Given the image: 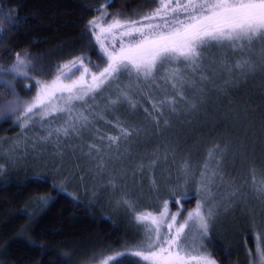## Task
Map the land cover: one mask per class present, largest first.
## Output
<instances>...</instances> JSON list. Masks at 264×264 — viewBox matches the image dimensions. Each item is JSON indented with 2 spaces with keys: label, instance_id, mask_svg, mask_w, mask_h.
<instances>
[{
  "label": "snow or ice",
  "instance_id": "snow-or-ice-1",
  "mask_svg": "<svg viewBox=\"0 0 264 264\" xmlns=\"http://www.w3.org/2000/svg\"><path fill=\"white\" fill-rule=\"evenodd\" d=\"M114 2L105 0V3L95 6L93 10L98 11L99 15L87 19L82 25L81 35L87 40L82 41L81 46L92 48L98 45L99 54L106 61L103 67L93 65L98 71H92L85 63V60L92 63L85 53L72 56L69 52L71 59L58 60L54 73L41 54H33L28 50L10 53L14 59L8 64L0 63V88L10 97L0 101V120H13L14 126L22 130L39 126L45 135L34 139L41 144L54 142L56 147H60L61 136H79L93 122L83 112H88L92 118H102L101 113L95 111L100 106L96 98L114 83L117 85L115 99L101 97L105 102V111L122 104L137 107L139 101L134 97L145 98L144 88L154 85L156 73L160 69H164L166 79L170 78L181 85L173 104L180 100L194 109V101H189L184 95L185 85L203 94L206 83L212 82L213 87H217L213 76L218 73L226 76L219 87L229 89L237 86L241 80H246L250 73L264 70V0H142L134 7L125 5L126 11H110L109 5ZM5 22L9 25L6 31H11L19 23L11 10H0V24ZM257 44L260 45L258 50L255 47ZM214 48L222 53L219 58L212 56L211 50ZM227 52H247L248 55L233 62L226 55ZM76 69H82L80 75L71 78ZM205 71L213 75H207ZM33 72L37 75L33 76ZM197 72H200L199 87L195 79L186 75L190 73L194 77ZM86 76H90V81ZM123 76L127 77V81L121 80ZM19 80L30 82L21 85L25 91L32 92L35 88L32 96H20L17 91ZM89 99L93 102L89 103ZM77 104L83 105V111L77 109ZM152 109H157L155 102L152 103ZM162 109L163 104L160 105L161 112ZM170 110L174 113L177 108L172 107ZM60 117H64L62 122L58 121ZM235 118H242L239 111L235 113ZM155 123L159 126L160 121L155 120ZM164 123L166 125L167 121ZM116 126L124 137L129 135V128L132 127H122L120 121H117ZM108 139L115 141L116 137L109 136ZM20 144V140H15L14 149ZM177 147L173 143L166 148L162 158L167 159L169 153L174 156ZM234 149V141L213 145L207 159H214L216 164L211 170L207 162L201 165L199 176L196 175V166L188 160L181 162L175 179L176 187L182 182L184 190L173 200L177 204L175 212L169 209V201L163 199L164 194L173 197L175 193V187L167 184L170 176L165 178L163 188L160 182L153 181L154 187L150 190L147 206L140 203L145 199L142 192L136 193L126 186V190L117 195V189L121 188L117 181L124 179L121 175L110 177L91 191L85 188L83 195H90L93 199L101 196L102 189L112 188L111 196L115 197L113 202L123 207L136 224L132 242L124 240L119 244L103 245L93 251L92 259L97 260V264H126V261L132 264H220L205 243L211 242V232L220 217L238 206L239 201L246 199L249 193L264 204V167L260 170L261 178L257 180L255 162L249 161L253 174L250 182H238L237 178L231 176L226 178L220 170L224 156ZM155 154L157 159L150 162L153 167L161 159L158 150ZM0 159L5 161L0 164V171H3L5 164L22 167L26 156L13 152ZM52 175L57 177L61 173L57 169ZM35 178L50 182L52 191L57 194L64 192L73 198L78 197L77 193L67 192L72 176H63L59 181H47L46 173H38ZM190 184L194 185L191 190L188 189ZM221 186L223 194L217 200L216 193L211 189ZM193 196L199 197L195 207L186 210L180 205L181 199H191ZM55 199L51 194L30 197L24 207L12 212L5 226L12 224L17 217L27 216L28 219L5 242L3 250L6 251L7 246L16 241L43 247L31 240L29 230L34 231L39 226V220ZM252 226L260 233L256 254L260 258L259 264H264V220H253ZM117 248L122 251H116ZM221 251L227 254L228 250ZM107 252L113 254L106 256ZM72 255V251L61 254L64 259H71ZM0 264L8 262L0 261ZM80 264L86 262L81 261ZM250 264H255V261L250 260Z\"/></svg>",
  "mask_w": 264,
  "mask_h": 264
},
{
  "label": "trees",
  "instance_id": "trees-1",
  "mask_svg": "<svg viewBox=\"0 0 264 264\" xmlns=\"http://www.w3.org/2000/svg\"><path fill=\"white\" fill-rule=\"evenodd\" d=\"M141 2L142 0H115L109 8L126 11L125 5L134 7ZM103 3L105 0H0V10H11L19 21L11 31H6L9 28L6 22L0 24V36L3 37L0 39V63H10L14 59L10 53L28 50L33 54H41L45 62L52 66L53 73L58 60L71 59L69 52L72 56L85 53L92 62L103 64L104 59L99 54L98 45L92 48L81 46L82 41L87 40V37L81 35L83 23L96 16L98 11L93 9ZM32 75L37 74L33 72ZM249 77L229 89L220 88L219 81L215 83V88L213 85L205 87L203 94L198 92L191 100L195 103L194 109L187 108L189 111L185 110L186 114L178 111L181 117L173 115L168 120L169 126L160 127L158 140L171 141L169 146L176 144L178 147L175 154L186 157L198 153L201 145L234 141L235 144L241 143L244 147H250L253 141L264 140V70L258 69ZM21 85L25 83L19 80L17 91L21 97L27 98L34 92L25 91ZM144 92L146 107H152L155 102L157 108H160L161 104L166 103L164 92H160V96L153 92L157 100L151 97L149 88H144ZM7 98L10 97L0 88V101ZM141 111L143 113V110ZM237 111L241 114V119L235 118ZM152 112L150 111L152 115L160 113L158 110ZM165 121L163 118L160 123ZM19 130L21 129L14 126L13 120H0V137L14 135ZM114 132L115 134L102 136L109 137L120 133L118 129ZM161 145L159 143L155 146L159 152L165 150ZM147 146L140 148L150 149ZM86 150H59L57 153H51V158L39 153L44 157L39 156L42 163H28V167L9 173L0 180V261H7L8 264H80L81 261L95 264L97 260L92 259L94 250L108 243L119 244L124 240L132 242L134 233L128 218L113 211L103 199L83 195L85 188L91 191L98 186V182L93 181L92 159L84 153ZM96 165L95 162L94 166ZM56 167L61 176L52 175ZM95 172L98 173L97 167ZM38 173H46L47 181H59L63 176H72L71 184L67 185V192L77 193L78 197L73 198L64 192L57 194L52 191L50 182L44 179L36 180ZM181 193L167 200L173 202ZM44 194H51L56 199L44 212L39 226L34 231L29 230L31 240L36 241L37 245L42 244L43 247L16 241L4 251L5 242L13 237L20 230V225L28 219L27 216L17 217L12 224L5 226L9 215L24 207L30 197ZM194 197L183 202L189 205L193 203ZM234 236V239L231 236L224 239L218 230L214 229L211 232V242H208L211 252L220 264H249V256L254 249V232L247 229L246 225L236 231ZM221 249L228 250L227 254ZM69 251L73 252L71 259L62 258L61 254ZM116 251L122 249L117 248ZM110 254L113 253H105ZM126 264L132 262L126 261Z\"/></svg>",
  "mask_w": 264,
  "mask_h": 264
},
{
  "label": "rangeland",
  "instance_id": "rangeland-1",
  "mask_svg": "<svg viewBox=\"0 0 264 264\" xmlns=\"http://www.w3.org/2000/svg\"><path fill=\"white\" fill-rule=\"evenodd\" d=\"M149 7H155V5H149ZM109 10L111 11L110 8ZM98 15L99 12L96 16ZM117 39H119V37H117ZM109 46H111L110 42ZM255 47L258 50L260 45L257 44ZM211 54L216 58H219L222 55V53L215 48L211 50ZM226 55L231 61L235 62V60L237 59L246 58L248 53L227 52ZM85 63L88 64L89 68L92 71L95 72L99 70L93 67V65L96 63L92 62L91 64H89L88 60H85ZM105 63L106 61L104 60V63L99 65L103 67ZM81 71L82 69L74 70L71 78L78 77ZM205 74L210 76L213 75L211 72L207 71H205ZM252 74L253 73H250L248 75V78H250L249 76H251ZM186 75L189 78L196 80L197 87L200 86V72H197L194 77L191 76L190 73H187ZM156 77L157 78L154 82V85L145 88H149V93L155 100H157V96L154 93H157L158 96H160V92H162L161 94H163V92L165 93L163 98L166 99V103L163 105V111L161 112L159 107L156 109L160 112L159 114L152 115V107L148 108V105V107H146L144 105V99H141L140 97H134V99L139 101L138 106L135 108L127 104H122L105 111V102L101 99V97L110 96L112 99H115V89L117 85L116 83H114L110 85L109 88L105 89L104 92L96 98V102L100 106L99 108L95 109V111L101 113L102 118H92L88 112H83V115L89 116V118L92 119L93 122L89 124L88 127L83 130V132L79 136H61L59 139L60 147H56L54 142L41 144L37 140H35L34 138L45 135L44 131H42L39 126L31 127L27 130H22L20 128L21 130H19L14 135L1 136L0 157H7L9 155H12L13 152L15 154L24 153L26 156V160L23 163L22 167H14L5 164V169L3 171H0V180L5 178L9 173L18 172L23 167H28V163H34L36 165L39 162L42 163L39 159V156H41L39 153L45 154L46 157L51 158L50 154L57 153L59 150L65 151L74 149L83 152L85 149H87L84 153L89 155L90 159H92L91 162L93 164V181L98 182V186L103 185L107 180H109L110 177L116 175L124 176V179L117 181L121 185V188L117 189V195L120 191L126 190V186L127 189H132L136 193L142 192L145 199L141 200L140 203L144 206H147V200L150 198V190L154 187L153 181L155 180L157 182H160V185L163 188L165 186V178L169 176L171 177V179L167 181V184L175 187L174 195L182 192L184 190L182 182L179 187H176L177 181L175 179V177L178 175L177 169L180 166L181 162L183 160H188L192 165L196 166L197 176H199L200 166L204 165L206 162L210 165L211 170V167L215 166L216 161L214 159L207 158L209 157V152L212 150L213 145H201L200 151L198 153L188 155L187 157L185 155L178 156L177 154L173 156L171 153H169L167 159L162 158L166 148L170 147L169 145L171 144V141L169 139L168 140L170 142H160L158 140L159 135L161 134V130L159 131V129H161L160 127L169 126V118H171L173 115L178 116V118L181 117L182 115L178 111H182V114H186L185 110H188L187 108L189 107L184 101L180 100H176V103L173 104V100L176 99L177 93L181 90L180 83L170 78L166 79L164 69H160L159 71H157ZM225 78L226 76L223 73H218L213 76V82H222V80ZM86 79L90 81V76H86ZM121 80L127 81V77L123 76L121 77ZM22 81L23 83H25V85L30 83L27 80ZM174 84L175 90L173 89ZM210 85H213V83H206L204 85V88ZM33 91L35 92V89H33ZM34 92L27 96V98L32 96ZM183 92L184 95L188 97L189 101H191L198 93L196 91V88L188 87L187 85L183 87ZM92 102L93 101L89 99V103ZM76 107L77 109L83 111V105L77 104ZM172 107L178 108L177 112L173 113L170 110ZM145 109H147L148 111L146 112ZM141 110H143V113ZM150 111L152 113H150ZM73 115L75 116L76 113H74ZM161 118H165L167 124L165 125V123H160L159 126H157L155 120L161 121ZM63 119L64 117H60L58 118V121L62 122ZM117 121L121 122L122 127L128 128L129 125L132 126L131 128H129V135L127 137H124L121 133H119L115 136H112L116 137L115 141H109L108 136L104 137L102 135L115 134L114 131L118 129L116 126ZM15 140H20L21 144L14 149L13 145ZM53 141H55V137L53 138ZM159 143L162 144L161 146L165 147V150L163 152H159V150L157 149L158 147L155 148L156 144ZM141 146H147V148L150 149L143 150L140 148ZM156 150H158L161 159H159L153 167L150 162L157 159L155 154ZM34 156L36 157V159H33ZM249 161L255 162L257 169L255 177L257 180H259L261 178L260 170L262 167H264V140H262L261 142L253 141L250 147H244L243 145H241V143L235 144V149L224 156L223 165L220 170L225 173L226 178L228 176H231L237 178L238 182L241 180L250 182L253 178V174L249 165ZM95 162L97 163L96 166H94ZM4 163V159H0V164ZM95 167H97L98 173L95 172ZM55 169L57 170L58 168H54V171ZM216 179L218 181L219 177H217ZM193 188L194 185H188L189 190ZM211 191L213 193H216L215 199L219 200L221 195L223 194V187H213ZM111 194L112 188H104L101 190V196L97 199H103L105 201V204L110 206L113 211L121 216H124L126 219L128 218V222L133 228V233H135L136 224L133 222V217L129 215L123 209V207H118L113 202L115 197H112ZM169 197L170 196H168L167 194L163 195V199H168ZM197 199H199V197H194L193 203L189 205L183 202L188 199H181L180 205H182L186 210L191 209L195 207ZM168 207L171 211L175 212L177 204L169 200ZM149 211H152V209L149 208ZM253 220H255L256 222L264 220V204H262L260 200L255 198L254 195L249 193L246 199L239 201L238 206L229 209L226 214L220 217L214 229L218 230L222 238L226 239L231 236V238L234 239L235 232L241 230L247 225V229H249L251 232H254L253 248L255 249L251 251V255L249 256V264L250 260L255 261V264H259L260 258L256 254V245L258 240L260 239V233L258 229L252 226ZM205 243L207 244V249L211 251L208 245V241H206ZM95 264H97V262Z\"/></svg>",
  "mask_w": 264,
  "mask_h": 264
}]
</instances>
